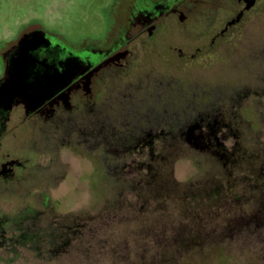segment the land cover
Returning <instances> with one entry per match:
<instances>
[{"label": "rangeland", "instance_id": "1", "mask_svg": "<svg viewBox=\"0 0 264 264\" xmlns=\"http://www.w3.org/2000/svg\"><path fill=\"white\" fill-rule=\"evenodd\" d=\"M52 6L58 8L62 15L59 21L69 27L73 39L81 35L108 36L104 29H88L102 20L96 14L94 0H0V38L10 39L38 16L46 24L53 22L54 18H49ZM263 28L261 14L246 27L237 58L221 67L193 63L155 66L153 70L165 73L167 78V97L163 96L162 102L157 101L158 96L157 100L153 98L155 109L78 110L80 115H88L85 122L79 119L83 122L79 125L85 123L87 128L78 127L73 135L96 140L99 133L98 137L87 133L102 128L101 148L109 152L102 153L100 148L89 151L83 143L60 147L56 178L36 180L45 193L12 195L5 209L31 205L44 211L47 203L55 216L87 225L83 237L86 246L83 243V249L82 242L77 241L69 257L53 261L20 257L15 264H264V95L258 98L261 105L255 104L252 95L235 103V109L205 108L209 107L210 93L240 94V86L251 77L258 83L262 64H252L249 69L256 59L245 53L250 45L262 42L259 34ZM193 73L209 78V82L191 79ZM262 80L259 84L264 89V76ZM193 96L202 108L193 109ZM164 106L166 109H160ZM140 116H144V122L148 119V140H152L145 154L136 144L128 153L110 157V149L123 148L119 138L127 135L125 128L132 124L145 127L143 121L137 122ZM198 118L204 119L195 121ZM214 120L221 124L216 132L219 147H204L206 138H181L179 145H164V132L168 138L178 137L195 121L202 122L205 133L210 131L205 124ZM196 132L194 129L192 134ZM214 149L217 155L210 153ZM145 158L147 165L142 163ZM47 160L48 155L42 156L39 169L45 167L50 174L55 162L49 164ZM121 164V168L113 167ZM147 166L151 169V185L144 178ZM107 214L111 219L105 224L103 216Z\"/></svg>", "mask_w": 264, "mask_h": 264}, {"label": "flooded vegetation", "instance_id": "2", "mask_svg": "<svg viewBox=\"0 0 264 264\" xmlns=\"http://www.w3.org/2000/svg\"><path fill=\"white\" fill-rule=\"evenodd\" d=\"M94 1L96 14L102 20L88 29L91 32L104 29L108 34L105 39L92 35L73 39L69 27L59 21L62 15L56 6L50 11L53 22L46 24L38 16L11 34L10 39L0 38V264L18 263L20 257L53 261L69 257L77 241L86 246L85 233L77 234L73 227L77 219L55 216L47 203L44 211L31 205L5 209L12 195L45 193L36 180L56 178L60 171L57 164L60 147L83 143L89 151L99 148L102 153L107 151L101 148L102 128L87 133L90 137H98L99 133L100 139L96 140L73 135L78 127L87 128L85 123L79 125L83 123L79 119L85 122L88 115L84 117L78 110L155 109L152 99L157 100L158 96L157 101L162 102V97H167L166 74L157 73L153 70L155 66L193 63L221 67L237 58L246 27L264 14V0ZM263 30L259 34L262 42L250 45L245 53L256 59L249 69L252 64H262L261 76L256 77L258 83L251 77L240 86V94L206 91L209 94L206 109H235V103L252 95L256 97L255 104H262L258 98L264 95L259 84L264 76ZM200 78L209 82V78L199 73L191 77L196 81ZM152 79L157 81L156 86ZM191 101L193 109L202 108L194 96ZM187 108L189 105L184 109ZM143 117L137 122L143 121L145 127L132 124L125 128L127 135L123 140L119 138L123 148L110 149V157H120L136 144L143 147L145 154L152 140H148V136L151 138L150 129L146 128L148 119L144 122ZM195 121L180 131L178 137L168 138L164 132V145L169 142L179 145L181 138L186 141L206 138L202 141L204 147H219L220 137L216 132L221 124L217 125L216 120L206 123L210 131L204 133L202 122ZM194 129L197 132L193 135ZM193 144L198 146L196 141ZM210 153L217 155V150ZM46 155L49 164L55 162V170L50 174L45 167L39 169L38 162ZM146 160L142 163L146 164ZM122 164L113 167L121 168ZM150 177L151 169L147 166L144 178L151 185Z\"/></svg>", "mask_w": 264, "mask_h": 264}, {"label": "trees", "instance_id": "3", "mask_svg": "<svg viewBox=\"0 0 264 264\" xmlns=\"http://www.w3.org/2000/svg\"><path fill=\"white\" fill-rule=\"evenodd\" d=\"M103 219H104V221H105V224L106 223H108V220H110L111 219V217H110V215H104L103 216ZM94 217H93V219L91 218V223L92 222H94ZM89 221V222H90ZM87 222V221H86ZM84 226V227H83ZM73 227L77 230V234H80V233H83L84 232V230L85 229H87V225H84L83 223H82V221H79V220H77V221H74L73 222ZM257 227H259V225L258 226H256V227H254V228H257ZM90 229V228H89ZM88 230V229H87ZM257 230V229H256ZM89 233H92V231L90 232L89 231ZM254 233H255V231H254Z\"/></svg>", "mask_w": 264, "mask_h": 264}]
</instances>
